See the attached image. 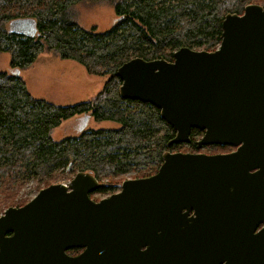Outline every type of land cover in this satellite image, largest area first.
I'll return each instance as SVG.
<instances>
[{
	"label": "water",
	"instance_id": "water-1",
	"mask_svg": "<svg viewBox=\"0 0 264 264\" xmlns=\"http://www.w3.org/2000/svg\"><path fill=\"white\" fill-rule=\"evenodd\" d=\"M9 31L36 34L28 19ZM116 74L122 99L154 106L175 131L167 146L198 129L196 150L235 151L165 152L155 174L99 201L90 194L106 184L88 173L43 188L0 215V264H264V8L227 14L213 51L133 58Z\"/></svg>",
	"mask_w": 264,
	"mask_h": 264
},
{
	"label": "trees",
	"instance_id": "trees-1",
	"mask_svg": "<svg viewBox=\"0 0 264 264\" xmlns=\"http://www.w3.org/2000/svg\"><path fill=\"white\" fill-rule=\"evenodd\" d=\"M84 1L0 0V54L9 55L11 71L0 72V215L29 201L11 193L31 181L38 192L83 172L106 184L98 190L103 193L118 175L155 174L162 155L176 152V145L167 146L175 131L154 106L120 97L117 69L133 58L172 61L183 47L213 51L220 45L227 14L240 15L248 4L262 5L256 0H91L109 2L116 15L113 26L100 33L79 25L73 7ZM27 19L34 23L35 36L9 31L11 22ZM50 52L81 64L88 74L106 75L102 90L69 106L31 96L20 73ZM81 115L120 127L52 140V129ZM201 135L191 130L190 150Z\"/></svg>",
	"mask_w": 264,
	"mask_h": 264
},
{
	"label": "rangeland",
	"instance_id": "rangeland-1",
	"mask_svg": "<svg viewBox=\"0 0 264 264\" xmlns=\"http://www.w3.org/2000/svg\"><path fill=\"white\" fill-rule=\"evenodd\" d=\"M256 1L264 5V0ZM73 11L77 14L78 23L82 28L90 29L95 27V31L100 33L107 31L113 26L116 19L113 8L107 1L94 2L87 0L74 6ZM0 72H11L9 55L6 53L0 54ZM20 76L31 96L49 101L58 106H69L91 100L102 90L108 78L106 75L96 76L88 74L81 64L72 60L60 59L53 52L39 56L28 69L20 73ZM83 118H85L84 115H81L64 120L58 127L50 131L52 140L59 141L65 137L75 136L81 132L80 128L82 126H84L82 130L117 129L120 127L118 123L108 120L98 121L90 116L85 118V120ZM199 139L200 136L196 138V140ZM176 146V152L182 153L198 152L213 155L235 151L232 146L212 149L204 146L199 150H190L191 144H179ZM149 175H153L152 170L118 175L110 180V190L103 193L94 192L90 195V198L93 201H99L119 191V185L123 181L139 177L143 178ZM38 188L39 186L36 187L35 182L31 181L19 191H13L11 196L14 199L30 200L38 193ZM71 254H74L73 251H71Z\"/></svg>",
	"mask_w": 264,
	"mask_h": 264
},
{
	"label": "flooded vegetation",
	"instance_id": "flooded-vegetation-1",
	"mask_svg": "<svg viewBox=\"0 0 264 264\" xmlns=\"http://www.w3.org/2000/svg\"><path fill=\"white\" fill-rule=\"evenodd\" d=\"M202 135H203V132H202ZM202 135L200 136V138L202 137ZM206 147V146H205ZM196 150V149H195ZM193 153V152H192ZM194 153H198V152H194ZM145 177H147V176H145ZM139 178H142V177H139ZM144 178V177H143ZM133 179H138V178H133ZM120 186V185H119ZM120 188V187H119ZM120 190V189H119ZM98 192V191H97ZM96 192V193H97ZM118 192V191H117ZM116 193V192H115ZM93 194V193H92ZM113 194V193H112ZM91 195V194H90ZM110 196V195H109ZM75 250V251H74ZM71 251H73V253L74 254H71ZM82 252V249H71V250H69L67 253L69 254V255H71V256H76V255H78L79 253H81Z\"/></svg>",
	"mask_w": 264,
	"mask_h": 264
}]
</instances>
